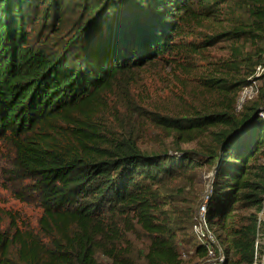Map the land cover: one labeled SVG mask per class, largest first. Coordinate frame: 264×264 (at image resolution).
Masks as SVG:
<instances>
[{
  "label": "trees",
  "instance_id": "trees-1",
  "mask_svg": "<svg viewBox=\"0 0 264 264\" xmlns=\"http://www.w3.org/2000/svg\"><path fill=\"white\" fill-rule=\"evenodd\" d=\"M263 62L264 0H0V185L36 212L0 208V264H203L192 226L204 166L222 264H252L264 85L235 104L264 83ZM166 64L193 75L206 103L161 112L136 99ZM135 117L175 149L139 147Z\"/></svg>",
  "mask_w": 264,
  "mask_h": 264
},
{
  "label": "rangeland",
  "instance_id": "rangeland-1",
  "mask_svg": "<svg viewBox=\"0 0 264 264\" xmlns=\"http://www.w3.org/2000/svg\"><path fill=\"white\" fill-rule=\"evenodd\" d=\"M168 66L169 65L166 64L157 68L153 72L148 71L145 73L143 84L134 90L136 99L145 105L146 108L150 110L155 108L161 112H177L190 105L200 106L201 104L206 103L200 83L194 79L193 75L189 76L184 72L173 71ZM256 85L259 91L260 86L264 85V83L262 80H259ZM254 98L247 100L245 103L250 102ZM242 107L236 111H240ZM123 115L117 116V118L123 120ZM135 118L138 121L136 131L138 134L137 144L139 147L148 151L175 149L174 147H176L177 144L172 135L165 133L158 128L147 125L138 117ZM126 128L127 131L131 130L130 126H127ZM195 144V142L180 143L179 147L181 149H189L194 148L196 146ZM198 171L200 175V186L203 189L202 199L204 200L212 171L207 166L199 168ZM0 208L21 212L31 221H34L36 216V212L31 206L18 201L14 197V193L9 188L6 189L2 185H0ZM259 218L264 219V212ZM213 230L217 235L219 231L216 228ZM179 247L182 251V257L185 259L189 258L193 252V248L190 245L181 242H179ZM184 252L186 254H184ZM100 259L104 258L101 257Z\"/></svg>",
  "mask_w": 264,
  "mask_h": 264
},
{
  "label": "built area",
  "instance_id": "built-area-1",
  "mask_svg": "<svg viewBox=\"0 0 264 264\" xmlns=\"http://www.w3.org/2000/svg\"><path fill=\"white\" fill-rule=\"evenodd\" d=\"M264 76V62L263 64L257 66L255 77L260 75ZM257 79H252L249 84L242 87L238 97L236 99L235 110H239L242 105L252 98H254L258 93V87L256 85ZM260 115L264 116V108L259 111ZM210 192V185L205 193L204 200L197 208V212L194 217V224L192 226V233L194 234L196 240L206 247V261L203 264H222L224 261V250L218 240V237L214 230L208 225L206 219V202L208 199V194ZM264 212V199L262 210L259 216ZM259 245L262 246V239L256 238L254 243V258L252 264H260L261 254L259 252Z\"/></svg>",
  "mask_w": 264,
  "mask_h": 264
},
{
  "label": "water",
  "instance_id": "water-1",
  "mask_svg": "<svg viewBox=\"0 0 264 264\" xmlns=\"http://www.w3.org/2000/svg\"><path fill=\"white\" fill-rule=\"evenodd\" d=\"M260 264H264V236L262 238V252H261Z\"/></svg>",
  "mask_w": 264,
  "mask_h": 264
}]
</instances>
